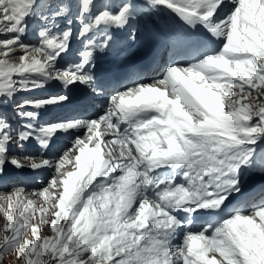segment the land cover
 Masks as SVG:
<instances>
[{
	"label": "snow or ice",
	"instance_id": "1",
	"mask_svg": "<svg viewBox=\"0 0 264 264\" xmlns=\"http://www.w3.org/2000/svg\"><path fill=\"white\" fill-rule=\"evenodd\" d=\"M75 3L73 18L71 0H0V177L53 170L31 193L41 203L23 187L0 193V264L8 253L20 264H264V199L237 200L264 175V0H146L181 22L173 45L195 54L117 89L95 117L40 123L74 88L102 94L96 55L139 18L140 0ZM30 20L37 43L25 40ZM73 39L77 58L62 65ZM49 86L65 91L27 98ZM60 135L69 145L46 158ZM32 142L39 155L25 152Z\"/></svg>",
	"mask_w": 264,
	"mask_h": 264
},
{
	"label": "rangeland",
	"instance_id": "2",
	"mask_svg": "<svg viewBox=\"0 0 264 264\" xmlns=\"http://www.w3.org/2000/svg\"><path fill=\"white\" fill-rule=\"evenodd\" d=\"M29 196H30V194H29ZM36 201L41 203L42 199L38 198ZM38 219H39V217L37 216V219L34 222H38ZM4 222H5L4 218L2 216H0V224H3ZM43 234L50 235L51 233H50V230L45 227ZM3 264H20V261L15 259V253H8V254H6V256L4 258Z\"/></svg>",
	"mask_w": 264,
	"mask_h": 264
}]
</instances>
